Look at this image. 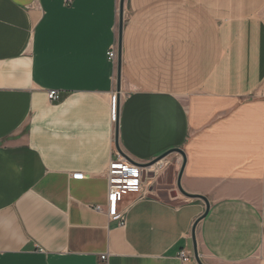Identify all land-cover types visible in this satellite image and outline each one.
I'll return each instance as SVG.
<instances>
[{"label": "crops", "instance_id": "obj_1", "mask_svg": "<svg viewBox=\"0 0 264 264\" xmlns=\"http://www.w3.org/2000/svg\"><path fill=\"white\" fill-rule=\"evenodd\" d=\"M120 3L0 0V264H264V0Z\"/></svg>", "mask_w": 264, "mask_h": 264}, {"label": "built area", "instance_id": "obj_2", "mask_svg": "<svg viewBox=\"0 0 264 264\" xmlns=\"http://www.w3.org/2000/svg\"><path fill=\"white\" fill-rule=\"evenodd\" d=\"M109 60L116 63L118 59V47L113 45L107 52ZM61 94L58 90H49V98L51 101L59 100ZM112 119L117 120V96L114 95L111 100ZM145 166L129 161L122 155H117L111 159L109 166L105 172V178L108 182V202L107 209L110 218L118 220L121 224L125 223L124 216L120 212V204L124 198L131 193L141 194L144 191V173ZM97 209H101L98 206ZM183 260H188L191 256L188 251L181 252ZM103 255L102 258H106Z\"/></svg>", "mask_w": 264, "mask_h": 264}, {"label": "water", "instance_id": "obj_3", "mask_svg": "<svg viewBox=\"0 0 264 264\" xmlns=\"http://www.w3.org/2000/svg\"><path fill=\"white\" fill-rule=\"evenodd\" d=\"M123 12H124V0H121L120 3V31H119V61H118V89H121V73H122V35H123ZM118 139H119V131H118V127H117V134H116V143L118 145ZM178 152L182 153L183 155L185 154L184 151L180 148L177 149ZM178 188L179 190L185 194L186 196L189 197H196L193 194H189L186 191H184V189L182 188L180 182H178ZM204 199L205 203H206V211L205 214L208 212L209 208H210V202L206 197H201ZM199 220H197L195 222V225L193 227V231H192V237H193V246H194V256L195 259L199 262V264H204L201 261V258L199 256V252H198V245H197V239H196V226L198 224Z\"/></svg>", "mask_w": 264, "mask_h": 264}, {"label": "rangeland", "instance_id": "obj_4", "mask_svg": "<svg viewBox=\"0 0 264 264\" xmlns=\"http://www.w3.org/2000/svg\"><path fill=\"white\" fill-rule=\"evenodd\" d=\"M173 156H178V154L171 155L168 159H164L163 164H162L161 167L158 168V169L160 170L162 167L165 168L166 166L170 165L171 162H172V159H171V158H172ZM150 175H152V174H150ZM178 192L181 193L179 190H178ZM181 194H182V193H181Z\"/></svg>", "mask_w": 264, "mask_h": 264}]
</instances>
